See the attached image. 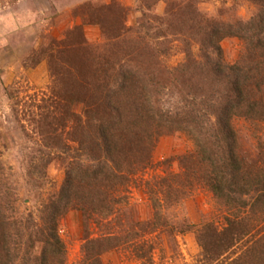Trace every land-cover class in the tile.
I'll list each match as a JSON object with an SVG mask.
<instances>
[{"label": "rangeland", "instance_id": "374dc122", "mask_svg": "<svg viewBox=\"0 0 264 264\" xmlns=\"http://www.w3.org/2000/svg\"><path fill=\"white\" fill-rule=\"evenodd\" d=\"M256 12L251 0H0V162L5 167V187L17 194L20 215L38 218L42 207L58 196L70 164L83 167V151L72 137L86 129L87 113L95 109L89 106L96 99L89 94L91 84L111 89L115 81L111 73L107 79L106 74L101 79L86 75L73 63L74 56L80 58L89 50V60L96 59V53L102 60L118 51L117 44L126 43L144 57L139 56V64L135 56L121 55L120 65L130 61L150 72L148 58L157 45L159 65L153 73L172 86L167 84L160 97L162 110L176 114L175 108L195 101L196 108L186 110L200 109L213 125L212 106L222 105L228 95L227 79L233 68L243 64L245 45L240 39L226 38L217 54L203 50L201 40L214 25L246 22ZM99 16L106 29L94 23ZM250 62L264 67V58ZM258 72L250 73L251 92L264 115V68ZM138 79L149 84L142 75ZM66 94L76 99L71 120L60 106L65 102L60 95L67 98ZM46 122L53 123L47 136L40 128ZM232 124L238 156L248 166L245 171L264 173V121L236 118ZM166 131L153 136L143 152L149 155L148 163L136 165L125 188L111 194L114 216L89 218L75 209L60 219L59 235L66 247L62 264H91L84 246L94 239H114V250L96 256L99 264H144L149 258L154 264H234L243 256L264 229V221L230 250L220 249L225 251L222 256L213 255L216 237L228 236L231 213L206 186L188 180L193 174L203 178L204 168L187 133ZM53 141L62 144L53 146ZM33 165L40 166L30 175ZM176 175L172 190L165 181ZM188 182L193 187L184 197L182 184Z\"/></svg>", "mask_w": 264, "mask_h": 264}, {"label": "trees", "instance_id": "16d2710c", "mask_svg": "<svg viewBox=\"0 0 264 264\" xmlns=\"http://www.w3.org/2000/svg\"><path fill=\"white\" fill-rule=\"evenodd\" d=\"M251 1L257 8L255 18L235 25H214L201 40L203 50L212 49L217 54L221 53L220 43L226 38L240 39L245 45L243 64L233 68L227 79L225 90L228 95L222 105L212 106L211 115L215 116L213 125L211 119L207 118L208 114H201L200 109L186 110L196 108L195 101L189 100L185 107L175 108L179 111L176 114L162 110L160 97L167 91V84L172 86L168 82H162V77L153 73L159 65L156 57L161 50L157 45L152 48L155 54L148 58L150 72L144 71L140 65L129 64L130 61L120 65L123 60L121 55H132L139 64L142 62L140 57L143 54L140 55L135 47L133 49L132 45L127 46L126 43L117 44L118 51L103 56L102 60H98V53L94 55L96 59L89 60L86 55L89 50H80L79 53L84 52L80 58L76 55L73 59V55L71 56L70 60L73 59V63L77 64V69L85 70L88 76L97 75L101 79V75L106 74L107 79L109 73L114 75V86L108 89V85L104 87L91 84L93 88L89 94H94L96 99L90 101L89 106H94L95 109L87 113L89 120L83 123V126L86 124V129L73 133L72 137L83 151V167L79 163L70 164L71 169L67 172L58 196L42 207L38 218L20 215L17 194L8 186L5 187V167L0 162V264L64 263L66 247L59 235L60 219L75 209L82 210L83 215L89 218L95 215L101 219L114 216L115 208L109 200L111 194L118 191L120 186L125 188L130 177L136 173V165L148 163L149 155L146 154L145 157L143 152H147L153 136L165 129H168L167 133H187L199 150L197 156L204 168L201 174L203 178L193 174L188 180L206 186L231 213L227 218L228 236L223 239L216 237L217 240L213 241L217 243L216 248L211 250L213 255L222 256L264 221V173L245 171L248 166L238 156V139L232 124L236 118L264 121L263 113L253 101L250 84L253 78L250 73L264 68L261 64L255 65L257 61L254 63L255 67L250 62L258 57L264 58V0ZM116 14L115 12L113 15ZM100 18L101 16L95 18L94 23H99L106 29L107 25ZM146 26L148 25L142 27ZM247 53L250 55L248 58ZM205 54L208 57L207 52ZM232 72L235 74L232 75ZM140 75L147 78L149 84H141L138 79ZM119 77L122 78L121 81ZM173 86L176 88L177 84L174 83ZM75 88H79L77 83ZM66 97L60 95L65 101L60 106L62 110H66L65 118L71 120L74 115L70 108L76 103V99L68 94ZM56 109H59V104H56ZM81 126L79 125L80 128ZM40 128L41 134L47 136L46 134L51 133L53 123L46 122ZM61 144L60 141H53L52 145ZM65 147L67 150L71 149L70 146ZM89 155L93 157L90 161L87 158ZM39 166H31L30 175ZM177 177L172 176L165 181L172 190L178 181ZM191 183L188 182L187 186L182 184L184 197L186 190L193 187ZM178 193L175 191L174 195L178 196ZM198 235L202 241L203 235ZM113 241L114 239L87 241L84 246L86 260L91 264H99L96 256L114 250ZM205 245L209 246L208 242ZM148 260L144 264H154L151 258ZM234 264H264V229L257 233L243 256Z\"/></svg>", "mask_w": 264, "mask_h": 264}]
</instances>
